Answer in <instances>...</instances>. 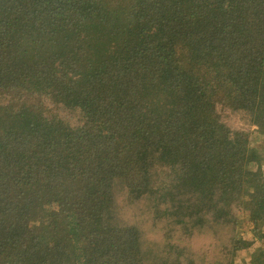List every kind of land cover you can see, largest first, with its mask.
<instances>
[{
	"label": "trees",
	"instance_id": "1",
	"mask_svg": "<svg viewBox=\"0 0 264 264\" xmlns=\"http://www.w3.org/2000/svg\"><path fill=\"white\" fill-rule=\"evenodd\" d=\"M263 162L264 0H0V264H157L120 190L264 264Z\"/></svg>",
	"mask_w": 264,
	"mask_h": 264
},
{
	"label": "rangeland",
	"instance_id": "2",
	"mask_svg": "<svg viewBox=\"0 0 264 264\" xmlns=\"http://www.w3.org/2000/svg\"><path fill=\"white\" fill-rule=\"evenodd\" d=\"M54 114L72 126L80 123L81 116L78 112L60 108ZM222 118L233 131L256 130L241 113L227 110ZM261 143L262 140L258 139L254 145ZM261 170L264 172V162ZM118 195L120 218L124 224L135 225L140 229L144 249L153 253L157 264H175L176 261L189 264L191 260L194 264H246L250 262L251 253L260 247L261 243L254 240L251 225L246 222V215L243 213H238V216L244 227L235 232L232 228L221 226L195 229L189 224L181 226L167 219H159L148 201H139L130 206L121 190ZM242 241L245 243L243 246ZM246 241L254 242L250 249H246Z\"/></svg>",
	"mask_w": 264,
	"mask_h": 264
}]
</instances>
